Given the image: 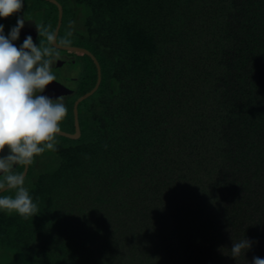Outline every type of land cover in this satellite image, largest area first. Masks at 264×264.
Masks as SVG:
<instances>
[{"label": "trees", "instance_id": "1", "mask_svg": "<svg viewBox=\"0 0 264 264\" xmlns=\"http://www.w3.org/2000/svg\"><path fill=\"white\" fill-rule=\"evenodd\" d=\"M57 1L63 7L62 28L69 24L80 46L108 64L110 81L102 86V115L95 116L99 106L90 112L87 139L55 146L53 164L36 159L29 165L32 174L37 163L43 164L29 191L35 215L0 212V264H97L83 248L97 242L101 230L69 228L62 221L80 203L81 190L91 192L96 184L91 172L102 180L97 184L101 195L94 200L111 204L107 213L123 227L110 248L127 244L131 258L127 263L123 254V264H154L155 255H164L173 240L181 243V230L188 228L190 235L204 229L200 218L219 205L211 197L222 186L219 177H228L218 164L228 159L224 132L242 134L264 118L256 72L264 27L256 28L260 21L250 13L229 14L236 5L227 0ZM66 2L73 3L70 14ZM205 4L217 7V16L203 10ZM47 13H40L44 24L53 18ZM201 92L206 93L201 103L208 105L203 129L213 128L202 139L192 130L182 153L177 146L185 135L174 121L186 114L182 100L185 104ZM168 94L178 95L174 100ZM175 111L180 116L170 120ZM216 127L223 133L218 139L211 135ZM76 208L83 213L80 204ZM82 235L87 239L82 241ZM107 250L103 246V254ZM191 252L201 254L198 248ZM106 257L110 262L104 264H114L112 256Z\"/></svg>", "mask_w": 264, "mask_h": 264}, {"label": "rangeland", "instance_id": "2", "mask_svg": "<svg viewBox=\"0 0 264 264\" xmlns=\"http://www.w3.org/2000/svg\"><path fill=\"white\" fill-rule=\"evenodd\" d=\"M227 1L233 2L236 5V8H233L231 13L229 14H233L235 12L250 13V17L252 19H259L258 21H260L256 28L263 29L264 0ZM46 2L48 1L37 2V0H24L23 7L21 9V12L19 13L20 15L24 16L25 23H32L33 25V30L36 33L35 36H32L33 42L39 44L42 48L49 47L52 50V56L54 57L60 56L61 54L74 56H76L77 54L81 58L79 64H82L83 61H85V56L80 52L62 51L57 47L53 46L52 41V45L48 46L49 44H47L44 39H42L41 37L38 38L39 34L37 28L35 27L36 25L40 26V28L41 26H43L44 29H47L49 32L53 30V20L55 19L54 8L57 6L50 2H48L49 4H47ZM71 4L73 7V3ZM71 4L70 2H66V7L68 9L69 14L71 13L70 10H72ZM205 5L206 6L203 10L208 12V9H210L209 14H214L215 16H217L215 13L219 10L217 7L210 8L207 4ZM182 8H184L183 5ZM43 12H49L47 13L48 18L53 17L50 19V23L47 21L44 24L42 20H39L40 17L43 15ZM40 13H42V15H40ZM16 15L17 14L14 13L9 17L0 19V23H3L5 25L6 33H8L11 26L15 25ZM238 15H240V13ZM220 17L221 16H218V18ZM193 24L198 27L199 22H197V20L195 19L193 20ZM69 26V24H65V28L61 29L60 39L58 40L59 45L80 46V44H82L80 42V39L77 35L72 33L71 28H69ZM54 33L55 29L53 30V34ZM22 41L23 38L19 34V39L14 43L19 45V43H21ZM52 56L50 58L52 72H63L64 70H61V67H57L54 65V62H52ZM56 57L54 58L55 60ZM261 59L262 62L258 64L256 72L258 75V85H260L259 95L261 99H264V53L261 55ZM107 65L108 64L104 65L103 68L105 79L102 84L103 87L105 86L107 81L108 83L110 81V73ZM88 70V66H86L85 68L83 67V65L79 67H73L72 65V67L70 68V72L63 73L61 78L69 77L74 73L76 76H78L80 85V83L84 81ZM102 91L104 90L101 87L96 92L97 95H92L90 99L86 100V103L83 104L84 115L82 117V120L83 124L85 125L84 130H86L87 126H91L90 110L88 108L85 109V105H93V103H95V107L92 112H94V110H98L99 105H97L96 103H98L99 100L103 98L104 94H102ZM203 94L206 93L201 92L197 95V97H190L185 104V100L183 98H180V100L183 99L181 107L186 109V114L183 115L182 120L181 117L177 119V121L175 120L174 122L177 123V129L179 131L178 133L180 135H185V137H183V139L180 141L181 145L177 146V150L181 151L182 153L186 152V150L188 149H184V147H186L187 144H190L189 134H191L192 130L198 131L199 138L210 137V132L213 127L208 128L209 125L207 124L206 128L203 129L204 124L207 123L206 116L208 109V105L205 106L201 103V101H203ZM177 95L178 94L171 96V94H168V98L176 100ZM75 98L76 96L73 97V100ZM102 112L103 108H100L95 116H99L100 114L102 115ZM175 113V117L169 115L170 120H173V118L175 119L180 116L177 114L178 111H175ZM69 119H71V115ZM69 119H66L65 122H62L60 124V128L62 127L63 129H67V131H70L71 129L66 123L67 121H69ZM184 123L191 125V129L186 128ZM183 124L184 126H182ZM61 130L62 129H60V131ZM84 130L81 136L83 140L87 139L89 135V132L86 133V131ZM220 130L224 131L225 128H220ZM221 134L223 135V133L219 131L218 127H216L215 133H211V135L217 139L221 137ZM224 134L228 136L230 143V145H228L229 149L228 151H226L228 159L223 160L221 158V162H219L218 164H222L223 169H225L226 167L228 177H219V179L222 180V186H220L219 191H215L211 197L212 199L217 200L219 205L215 206L216 209L214 210L213 208L209 209L210 212L204 214L200 218L199 225H202L204 229L200 231L191 232L190 235L186 233L188 228H186L185 230H181V234L179 235V237L182 238L181 243L177 244L173 240V242L168 245V250L164 255H155L156 261L154 260V264H251L252 258L254 256L264 258V118L259 123V126L256 129L246 130L242 132V134L238 135H236L235 132L229 131H226V133L224 132ZM81 138L73 140L62 137V135L60 136L59 134H57L55 137V146L59 145L61 142L62 144L66 145L75 144ZM36 159H39L43 162L47 161L49 164H53L56 160V156L54 155L52 150H46L40 156L36 157L34 161ZM186 159L188 158L186 157ZM36 165L39 166L35 167V171L33 170V173L31 174L28 170V175L24 178V186L28 188L29 191L33 188L34 181L39 172V167H43L42 163H37ZM22 167L24 166H16L13 169V172L22 175L25 170L24 167V170L21 171ZM94 176L97 179L95 180L96 184L93 185L91 192L83 189L80 192L81 198L79 199V204L81 205L83 213L78 212L76 206H78L79 204H77L76 206L71 207L70 211H68V215L65 218H62V221L65 220L64 224H69V228L75 227L81 230V227H87V229H89L90 231L92 230L95 233L101 230V235L99 236L98 241L91 242L90 245L88 244L85 248H83L86 255L92 256L93 254V257H96L98 259L97 264H104V261L110 262L108 259H106V254H109V257L112 256V262L114 264H123L120 260L124 254L128 263L131 257L130 254L127 252V248H125L127 244L122 247L119 246V249L117 250H113L110 248L114 243L115 239H118L119 235H122L120 233H117V230H121L123 227H120L121 224H114V213H107L112 206L111 204H103V202L97 203L98 201L94 200L97 198V196L101 195V190H99V185L97 184H100V182H102V180L98 178L96 172H91L89 178H93ZM214 179L219 180L218 177ZM11 192L12 190L8 189L1 194L7 195L11 194ZM54 204L56 205V202ZM90 237L91 236H88V238ZM136 237L141 241L140 235H137ZM244 237L248 238L251 241V247L246 252L245 256L240 255L234 260L230 257V248L232 245V241H238L240 239H243ZM80 239L83 241L87 239V237L85 235H82ZM186 239L190 241V244H188V241ZM119 241L125 243L124 237H121ZM194 242H196L197 245ZM103 246H108L107 253L105 254H103ZM193 247H195V249H200L201 254L192 253L191 251L195 250ZM0 253H2L1 250ZM1 257L0 261L2 260ZM5 260L6 259H4L3 261Z\"/></svg>", "mask_w": 264, "mask_h": 264}, {"label": "clouds", "instance_id": "3", "mask_svg": "<svg viewBox=\"0 0 264 264\" xmlns=\"http://www.w3.org/2000/svg\"><path fill=\"white\" fill-rule=\"evenodd\" d=\"M23 3L0 0V19L17 14L7 34L0 23V186L12 190L11 194H0V212L27 218L35 215L37 206L23 176L13 169L27 167L46 150H55V137L67 109L59 96L45 94L46 86L56 80L51 70L52 50L34 43L30 34L19 45L14 43L25 23L19 14ZM36 28L39 35L53 40L47 29ZM250 247L246 237L232 241L230 257L245 256ZM251 264H264V258L254 256Z\"/></svg>", "mask_w": 264, "mask_h": 264}, {"label": "flooded vegetation", "instance_id": "4", "mask_svg": "<svg viewBox=\"0 0 264 264\" xmlns=\"http://www.w3.org/2000/svg\"><path fill=\"white\" fill-rule=\"evenodd\" d=\"M43 10H45V9H43ZM57 10H58V19H59V8L58 7H57ZM62 21H63V19H62ZM57 26H58V22L56 24V27L54 28L55 30H56ZM62 26H63V22H62V25H61V28H60V31H59V36L57 38V42L60 39V32H61ZM29 34L31 36H35L36 35V33L33 30V25H32V23L31 24L24 23V27L20 31V36L24 39L25 35H29ZM53 35L54 34H52V36ZM40 37L42 39H44V41L47 44H49V42H51V41H48L47 38L44 37L43 35H39L38 38H40ZM51 45H52V43L49 44L48 46H51ZM62 46H64V45H62ZM70 47L84 48L82 46H76V45H71ZM84 49L88 50L87 48H84ZM63 51H65V50H63ZM88 51H90V50H88ZM81 54H83L85 56L84 57L85 61H83L82 64H79V61L81 60V58L77 54H76V56L67 55V54H65V55L61 54L60 56H57V57L55 56L56 60L54 59L55 57L52 56V62H54V65L59 67L60 64H62V67H61L62 69L61 70H64L63 72L60 71L61 73H58V71H56V73L54 72V75L56 76V81L58 83H60L61 86H64L63 90H61L63 95H60L59 97L62 100V102L64 103V105L66 106L67 112H66L65 118L61 121V123L65 122L66 119H69L70 115H71V119H69V121L66 122L68 124V127L71 130L67 131V129H63L62 127L60 129H62V131L66 132V133H70V134H75L76 133V127H75V123H76L75 122V108H76L77 111H78V125L80 127V133H81L80 137L82 136L83 130L85 129L84 128L85 125L83 124V120H82V117L84 115L83 114V111H84L83 104L86 103L85 101L90 99V97L92 95L89 98H87L86 100H83L81 102H79V100L83 96H86V95L90 94L95 89H97V91H98L103 86L102 84L104 82V72H103L104 66H103L102 60L99 58V56H97L96 54L91 52V54L95 57L96 61L98 62L99 66H100V70H101V84L100 85L98 84L100 75H99V69H98V66H97L96 62L91 57H89L88 55H86L84 53H81ZM87 62H88V65H87ZM72 65H73V67H75V66L79 67V66L83 65V67L86 68V66H88V68H89L84 81L82 83H80V85H79V78L74 73L72 75H70L69 77H65V78L62 77L61 78L63 73H69L70 72V68L72 67ZM77 65H79V66H77ZM96 92L94 94H96ZM46 95H49L52 98H56L55 97L56 93H54V92H50L49 94H46ZM75 96H76V98L73 100V97H75ZM101 101L102 100L100 99L99 102L96 103L97 105H99L100 108H101ZM78 102H79V104H78ZM76 104H78L77 107H76ZM94 104L95 103H93V105H91V104L85 105V109L88 108L90 110V112H92V110L95 107ZM68 115H69V118H68ZM2 187L3 186H1L0 189Z\"/></svg>", "mask_w": 264, "mask_h": 264}, {"label": "water", "instance_id": "5", "mask_svg": "<svg viewBox=\"0 0 264 264\" xmlns=\"http://www.w3.org/2000/svg\"><path fill=\"white\" fill-rule=\"evenodd\" d=\"M45 1H48L54 5H56L58 8H59V19H58V26L55 30V33H54V36H53V40H52V43H53V46L57 47L58 49L60 48V50H65V51H74V52H80V53H84L86 55H88L89 57H91L97 64L98 66V69H99V81H98V84L100 85L101 84V70H100V66L98 64V62L96 61L95 57L91 54L90 51L86 50V49H83V48H78V47H70V46H62V45H59L58 42H57V38L59 36V31H60V28H61V25H62V19H63V8L62 6L60 5V3L57 1V0H45ZM5 31V34L6 33V29H4ZM59 67H62V64H60ZM99 87V86H98ZM97 87V88H98ZM64 86H61L60 83H58L56 80L54 82H52L50 85L46 86V92L45 94H49L50 92H54L56 93V96H60V95H63L61 90H63ZM97 91V89L93 90L90 94L86 95V96H83L79 102L83 101V100H86L87 98H89L91 95H93L95 92ZM78 102V104H79ZM78 104H76V107L78 106ZM75 127H76V133L75 134H70V133H66V132H63L62 130L58 133L60 136L62 135V137H65V138H68V139H78L80 138V127L78 125V111L77 109L75 108ZM29 166L25 167L24 169V173L22 174L23 178H25L28 174V169ZM8 190L6 187H3L1 190H0V194L3 193L4 191Z\"/></svg>", "mask_w": 264, "mask_h": 264}]
</instances>
